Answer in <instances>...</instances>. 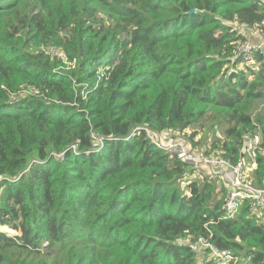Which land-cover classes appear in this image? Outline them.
Segmentation results:
<instances>
[{
    "label": "trees",
    "instance_id": "16d2710c",
    "mask_svg": "<svg viewBox=\"0 0 264 264\" xmlns=\"http://www.w3.org/2000/svg\"><path fill=\"white\" fill-rule=\"evenodd\" d=\"M233 22L264 32V0H0V264H213L200 237L264 264L252 202L224 218L220 178L145 130L236 162L260 127L264 187V64L236 71Z\"/></svg>",
    "mask_w": 264,
    "mask_h": 264
},
{
    "label": "built area",
    "instance_id": "2783aa9c",
    "mask_svg": "<svg viewBox=\"0 0 264 264\" xmlns=\"http://www.w3.org/2000/svg\"><path fill=\"white\" fill-rule=\"evenodd\" d=\"M236 58L240 59L235 68L236 71H245L248 74L258 72L264 64V32H261L256 42H251L250 38L238 41ZM145 130L147 137L156 146L175 154L179 159L191 164L196 169L190 175L191 179L200 175L220 178V184L226 189L224 218H234L244 202L248 201L252 202L251 208L261 216L259 224L264 223V187H259L255 184L253 173L257 167V153L263 150L261 146L262 130L260 127L256 131H249L244 134L240 156L236 162L219 155L216 151L211 153L201 151L190 138L177 130L163 132L153 131L150 128H145ZM132 135H134V130L130 133V136ZM91 137L97 147L103 146L104 138L101 134L93 130ZM74 148L76 149L75 146ZM249 162H252V166H250ZM10 228L0 224L1 230L7 231L10 229L11 233H9L11 235L22 236L20 230ZM197 244L198 249L209 250L207 258L213 264H229L233 258L229 250L217 247L208 238L200 237ZM238 262L239 258L237 257L234 264H238ZM240 264L245 263L240 259Z\"/></svg>",
    "mask_w": 264,
    "mask_h": 264
},
{
    "label": "rangeland",
    "instance_id": "374dc122",
    "mask_svg": "<svg viewBox=\"0 0 264 264\" xmlns=\"http://www.w3.org/2000/svg\"><path fill=\"white\" fill-rule=\"evenodd\" d=\"M233 24H234V27H236L240 32H242V33L244 32V34L246 35V38H250L251 42H256L258 39V36L261 35V31L259 29H256V28H253L250 26H246L244 24H238L235 22H233ZM53 52H54V50H53ZM192 131H194V128H191L188 130V135H190L192 133ZM203 133H205V132H203ZM200 135H201V133H199L197 137H200ZM219 135L221 136L222 134H219ZM198 148H200V147H198ZM249 163H250V166H252V162H249ZM10 229L7 230V232L11 233Z\"/></svg>",
    "mask_w": 264,
    "mask_h": 264
}]
</instances>
